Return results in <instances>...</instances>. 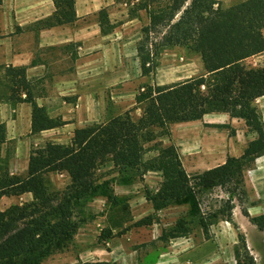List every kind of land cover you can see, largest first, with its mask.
I'll use <instances>...</instances> for the list:
<instances>
[{
    "label": "trees",
    "instance_id": "obj_1",
    "mask_svg": "<svg viewBox=\"0 0 264 264\" xmlns=\"http://www.w3.org/2000/svg\"><path fill=\"white\" fill-rule=\"evenodd\" d=\"M126 4L132 5L130 17L144 10L148 19L136 44L142 75L154 71L156 56L167 46H184L196 52L204 72L171 84L141 85L133 107L103 123L75 128L67 143L46 141L43 147L31 149L23 175L11 173L2 155L6 128L0 123V199L31 195L30 200L0 208V264H39L50 247L70 238L77 228L71 219L74 206L97 190L93 175L105 160L118 173L129 175L126 182L149 171L161 173L155 192L146 195L152 209L158 211L187 198L192 200L198 189L244 185V170L264 155V123L254 106L255 99L264 95V67L246 71L242 65L245 59L264 52V0H242L228 7L217 0H126ZM54 5L52 24L75 19L74 0H54ZM99 16L101 31L106 32L105 9ZM156 37L158 42H154ZM35 90L24 67L4 68L0 100L31 105V134L63 125L65 121L50 117L46 108L37 104ZM208 113L242 119L255 136L239 156L227 155L222 164L188 173L177 147L164 145L159 138L170 136L172 124L202 120ZM148 152L152 154L146 157ZM57 171H65L69 182L63 190L52 191L48 174ZM229 201L225 204L228 209ZM193 204L192 219L180 217L162 228L159 240L187 237L193 225L201 228L205 239L210 238L211 215H201ZM243 215L264 231V213L250 216L243 210ZM226 220L233 221L230 212ZM153 222L152 215H147L134 225ZM238 234L240 245L234 249L237 264H254L243 236ZM100 237L111 238V229H103ZM82 264L110 263L95 260Z\"/></svg>",
    "mask_w": 264,
    "mask_h": 264
},
{
    "label": "crops",
    "instance_id": "obj_2",
    "mask_svg": "<svg viewBox=\"0 0 264 264\" xmlns=\"http://www.w3.org/2000/svg\"><path fill=\"white\" fill-rule=\"evenodd\" d=\"M130 7L123 0H74L75 19L69 23L52 24L50 20L56 9L54 0L0 1V78L7 66L24 67L26 78L38 92L37 104L44 106L50 117L65 121L61 126L31 134V105L27 102L12 105L0 100V123H4L6 128L2 155L3 152H11V173L18 174V161H23V170H26L31 142L37 137H42L43 141L67 143L75 128L103 123L133 107L138 90L135 92V88H139L144 81L136 44L141 37L140 27L148 19L144 10H138L136 16L130 17ZM102 9L106 11V32H102L99 25V11ZM262 33L264 36V28ZM245 61L263 67L264 52ZM196 74H189L186 78ZM155 83L161 84L158 81ZM254 106L264 123V95L255 99ZM136 113H139L138 110ZM202 122L242 123L247 127L242 119L230 118L227 113H208L202 120L177 124L193 127L195 123ZM219 134L222 140L218 138L210 149L217 155L223 148L224 155L220 161L212 165L197 163L190 167L191 170L203 171L222 164L227 155H234L227 154L226 149L236 141H229L225 131ZM254 136L251 133L250 139ZM183 150L184 147L179 148L180 155L184 154ZM214 153L207 159L213 158ZM183 167L187 169L185 165ZM57 172L67 176L65 171ZM247 172L246 186L264 199V155L256 157ZM22 196L31 199L29 193ZM249 223L251 229L264 232ZM228 226L234 244L238 233L241 234L244 229L239 221L237 228ZM221 236L223 234L217 230V239L220 240Z\"/></svg>",
    "mask_w": 264,
    "mask_h": 264
},
{
    "label": "rangeland",
    "instance_id": "obj_3",
    "mask_svg": "<svg viewBox=\"0 0 264 264\" xmlns=\"http://www.w3.org/2000/svg\"><path fill=\"white\" fill-rule=\"evenodd\" d=\"M240 1L242 0H217L223 7ZM146 23L147 21H145ZM140 36L142 35L140 34ZM158 40V37L154 38V42H158ZM156 63L152 73L143 75L144 81L140 86L156 81L161 85L171 84L187 79L189 74L198 73L196 75H199L203 72L200 56L184 46L162 48L156 56ZM242 65L246 71L262 67L255 66L252 62L245 60ZM137 89L139 88L136 87L135 92ZM217 124H227L228 127H217L215 126ZM221 131L228 134L229 141L230 139L236 141L226 149L227 154L232 153L233 156L243 151L246 143L251 140V133H253L242 123L231 125V123L202 122L195 123L193 127L192 125L189 127L172 124L170 136H161L159 140L164 145L173 143L178 151L179 148L184 147V154L180 155L182 165L187 167L188 173H195L196 171L190 169L191 166L194 167L197 163L212 165L223 157V148L218 151L217 155L210 149L219 139L222 140V136L219 134ZM46 141L52 140L43 141L42 137H37L31 142V149L43 147ZM212 153H214V157L208 160L207 157ZM3 154L7 166L10 168L11 152L7 151ZM151 154L148 152L145 156L148 157ZM19 163L22 164L23 161H18L17 173L23 175L26 170H23V164ZM247 173V169L244 170V185L229 183L205 190L198 189L192 200L187 198L154 211L146 195L155 192L162 179L161 173L149 171L140 179L126 182V177L129 175L118 173L117 169L113 168L108 160H105L93 175L97 190L74 206L71 219L77 226L75 233L70 238L50 247L39 264H82L95 260H105L110 264H237L234 249L240 245L239 234L236 243L233 244L228 224L234 227L233 223L237 226L238 221L244 229L241 235L254 264H264V232H257L254 227L251 229L249 219L243 215V210H247L250 216L261 214L260 212L264 211V199H261L246 186ZM48 179L52 191L63 190L69 182L68 175H61L58 172L49 173ZM25 200L27 199L24 196H3L0 199V208L5 209L10 204ZM227 201L231 206L230 209L225 205ZM193 203L197 204L201 215H211L210 239H205L201 228L193 225L191 233L187 237L172 239L168 242L159 240L158 236L162 228L173 225L180 217L192 219ZM221 209L223 211L219 212ZM229 212L232 222L226 220V215ZM147 215H152L154 218L152 225H134L135 222ZM105 228L111 229L112 237L109 239L100 237V233ZM217 230L223 234L220 240L216 237ZM222 238L225 241L222 242Z\"/></svg>",
    "mask_w": 264,
    "mask_h": 264
}]
</instances>
